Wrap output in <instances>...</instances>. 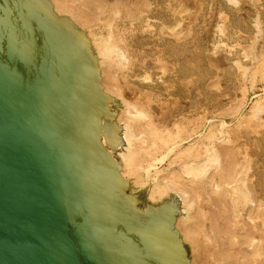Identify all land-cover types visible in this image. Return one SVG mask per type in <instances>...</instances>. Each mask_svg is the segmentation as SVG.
Masks as SVG:
<instances>
[{"label": "water", "instance_id": "obj_1", "mask_svg": "<svg viewBox=\"0 0 264 264\" xmlns=\"http://www.w3.org/2000/svg\"><path fill=\"white\" fill-rule=\"evenodd\" d=\"M89 36L0 0V264H192L180 202L134 193Z\"/></svg>", "mask_w": 264, "mask_h": 264}, {"label": "rangeland", "instance_id": "obj_2", "mask_svg": "<svg viewBox=\"0 0 264 264\" xmlns=\"http://www.w3.org/2000/svg\"><path fill=\"white\" fill-rule=\"evenodd\" d=\"M71 3L78 10L77 22H73L86 31L95 53H102L100 77L117 99L118 117L124 112L121 119L130 121L126 112L133 106L146 120L134 117L130 125L137 134H143L148 145L168 136L165 140L169 143L160 145L154 153L156 159L182 142L162 164L156 165L157 173L163 171L161 175L167 174L168 179L175 173L185 177L181 168L197 164L202 177L214 174L221 190L239 198H234L237 218L229 227L223 209L220 217L214 216L216 209L211 202L208 205L206 194L195 200L188 214L194 215L196 225L193 227L189 220L190 230L183 226V240L190 247V256L196 259L193 264H227L225 241L236 244L230 262L252 257L256 264H264V0ZM181 16L185 18L182 25ZM113 46L125 55L122 66L106 55ZM209 146L221 157L218 169L210 159L204 160L203 153ZM199 156L203 157L195 161ZM231 161L239 163L240 169L234 186L227 188L221 182ZM133 177L127 175L132 192L148 196L155 185L153 178L141 170L140 180L147 184L144 187ZM197 209L207 214L206 220L199 211L191 214ZM245 211L254 218L253 223L243 215ZM255 228L258 232L254 235L251 232ZM208 234L214 239L210 240ZM253 239L257 241L254 245Z\"/></svg>", "mask_w": 264, "mask_h": 264}, {"label": "bare ground", "instance_id": "obj_3", "mask_svg": "<svg viewBox=\"0 0 264 264\" xmlns=\"http://www.w3.org/2000/svg\"><path fill=\"white\" fill-rule=\"evenodd\" d=\"M53 5H54V9L56 11V13L60 16H68L72 21H74L75 23L77 22L76 19L78 17L77 14V9L75 7H73V4L71 3L73 0H51ZM102 1V0H101ZM75 2V1H74ZM103 3V2H102ZM81 5V4H80ZM99 5V4H98ZM107 5V4H106ZM100 6V5H99ZM109 6V5H108ZM96 8V7H95ZM109 8V7H108ZM101 9V8H100ZM105 9V8H104ZM93 10V9H92ZM102 10V9H101ZM100 10V11H101ZM109 10V9H108ZM84 11V10H83ZM104 11V10H103ZM113 11V10H112ZM106 12V11H105ZM104 12V13H105ZM92 13V12H91ZM103 13V12H102ZM103 13V14H104ZM111 13V12H110ZM89 14V13H88ZM105 15H108L107 13H105ZM88 16V15H87ZM180 16V15H179ZM101 17V16H100ZM109 17V16H106ZM182 17V16H181ZM104 18V17H103ZM102 18V19H103ZM180 18V17H179ZM94 19V18H93ZM181 19V18H180ZM180 19H178L180 21ZM184 17H182L181 21V25L182 23H184ZM104 20V19H103ZM99 21H101L99 19ZM93 22V21H91ZM97 22V21H96ZM104 22V21H103ZM82 23V22H81ZM88 23V22H87ZM84 24H86L84 22ZM83 24V25H84ZM89 24V23H88ZM96 24V23H94ZM82 25V26H83ZM99 25V24H98ZM78 26V24H77ZM80 26V25H79ZM92 27V26H91ZM93 28V27H92ZM103 28V27H102ZM180 29V28H179ZM87 30V29H86ZM91 30V29H90ZM101 30V29H100ZM99 30V31H100ZM219 31V30H218ZM86 32V31H84ZM175 32V31H174ZM92 32H90L91 35ZM179 33V32H178ZM219 33V32H218ZM95 34V33H94ZM97 34V33H96ZM100 33H98L99 35ZM101 35V34H100ZM97 36V35H96ZM112 36V35H110ZM218 36V35H217ZM113 37V36H112ZM92 38V36H91ZM94 38V37H93ZM110 38V37H109ZM114 38V37H113ZM116 38V37H115ZM114 38V40H115ZM107 40V38H106ZM110 40V39H109ZM113 40V39H112ZM117 41V40H116ZM98 43H101L100 41H98ZM109 43V42H108ZM98 46V44H97ZM107 46V45H105ZM104 46V47H105ZM94 47V46H93ZM109 47V46H108ZM118 47V46H117ZM95 48V47H94ZM98 48H100L98 46ZM97 48V49H98ZM103 52V51H102ZM106 52V51H105ZM97 53V59H98V65L100 66V70L102 67V61L101 60V54L100 52H96ZM109 53V54H108ZM106 52V55H111L112 59H115V61H118V64L121 65V63L123 64V62L125 59V55L122 52L121 49L116 48L113 46V48L109 49V52ZM105 55V54H103ZM105 55V56H106ZM104 56V57H105ZM103 57V59H104ZM108 58V57H107ZM106 60V59H105ZM111 60V59H110ZM120 61V62H119ZM104 62V61H103ZM108 62V61H107ZM122 66V65H121ZM112 67V66H111ZM114 67H116L114 65ZM101 73V71H100ZM117 74V73H116ZM103 75V74H100ZM108 78V77H107ZM113 78V76H112ZM102 79V85L104 86V89L106 91V93H108L109 95L112 94L110 88L107 86V84L104 83L103 79ZM113 96V95H112ZM116 97H114L115 99ZM116 103H117V99H115ZM124 104V103H123ZM126 104V103H125ZM123 107V106H122ZM125 110V109H124ZM123 110V111H124ZM124 113V112H123ZM120 115L117 118V123L121 129L120 131V135H121V144L118 147V151L116 153H114V156L120 161V163L122 164V168H123V175L124 177L127 178V175H131L136 177V183H139L140 185L147 186L146 183H144L143 181L140 180V171L144 170V172L147 173V175L151 178H153L155 185L153 186L152 189H150V191L148 192V199L149 201L153 202V203H157V202H161L162 200H164L165 198H168L171 195H176L179 202H180V207H181V213L180 216L178 217L177 220V229L180 231V234L183 237L184 231L186 232V230L184 229L183 226H185V228L187 227V230L190 227L187 225V222L189 221L190 223H193V227L196 225L194 224V215H190L188 213H190V211L192 210V207H194L196 205L195 200H200L202 197V194H206L208 196V205L212 204L215 207V212H213L215 217H220L223 213L220 212L221 209H223L222 211L225 212V218L228 222L227 227L232 226V224L234 223V220H236L237 216H236V212H238V210H236V206H235V202H234V198H237L235 196H231L228 195V192L225 193L223 190H221L219 188L218 185L215 184L214 182V174H211V176L209 177H202V175L199 173V169H197V164L196 166L193 165H188L182 169V173L186 174L187 177L185 179V177H180L178 176L176 173L172 174L173 176H171V179L167 178V174L165 176H162L161 171L160 173H157V167L156 165L161 163L163 161H165V159H167L169 157L170 154H172L176 148L182 143L179 142L176 145H174L172 148H170L167 152V154H165V156H163L162 158H157L154 155V153L158 150V147L160 145H167L166 142L168 139L167 137H162L160 138L157 142H152L150 145H148V141L144 138L143 134L140 133H136V130L134 131V128H132V126L130 125V123L133 121V119H135L134 117H144V115L140 112H138L135 108H133V106H129V108L127 107V114L130 117V121H124V119L122 120L121 117L123 116ZM125 118V117H124ZM139 118V119H141ZM146 120V119H145ZM138 122V121H137ZM145 123V122H144ZM177 131V130H176ZM137 132H139V129H137ZM157 133V132H156ZM166 133V132H165ZM215 135V134H214ZM151 136V135H150ZM161 136V135H160ZM171 138V136L169 137ZM170 141V139L168 140ZM147 144V145H146ZM174 144V143H173ZM142 145H146V148H144ZM209 145V144H208ZM210 147V146H209ZM207 147L204 151L203 154H205L204 156V160H211L213 162V167L217 168L218 165L220 164L221 160H220V155L218 153L215 152L214 149H212L211 147L209 148ZM187 151V150H186ZM158 153V152H157ZM195 153V152H194ZM197 154V153H196ZM195 154V155H196ZM200 154V153H198ZM202 154V155H203ZM188 155V154H187ZM228 155V154H227ZM203 157V156H199ZM178 158V157H176ZM196 158V157H195ZM187 159V158H186ZM189 159V158H188ZM192 160V159H191ZM201 160L196 158L195 161ZM209 160V161H210ZM187 162V161H186ZM175 163V162H174ZM188 163V162H187ZM196 163V162H195ZM199 163V162H198ZM190 164V163H189ZM207 164V163H206ZM239 163L237 162H230L228 164V168H227V174L225 176H223V181L221 183H224L227 188H231L233 185V182L236 180L237 174H238V170L239 168ZM205 166V165H204ZM196 167V168H195ZM200 167V166H199ZM221 167V166H220ZM178 168V167H177ZM206 168V167H205ZM211 168V167H210ZM219 168V167H218ZM217 168V169H218ZM201 169V168H200ZM178 170V169H177ZM203 170V169H202ZM206 170V169H205ZM210 170V169H209ZM208 173V172H207ZM221 173V172H220ZM164 174V173H163ZM206 174V171H205ZM183 175V174H182ZM133 177V178H134ZM130 178V177H128ZM150 178V180H151ZM220 178V177H218ZM216 179V178H215ZM232 183V184H231ZM236 184V183H235ZM237 185V184H236ZM235 185V186H236ZM143 187V188H144ZM147 188V187H146ZM223 188V187H222ZM237 188V187H236ZM245 188V187H243ZM146 190V189H145ZM144 190V191H145ZM245 190V189H244ZM139 191V190H138ZM141 191V190H140ZM242 191V190H241ZM240 192V191H239ZM138 193V192H137ZM234 193H236L234 191ZM243 193V192H241ZM240 193V194H241ZM239 194V193H238ZM168 196V197H167ZM238 196V195H237ZM244 196V195H243ZM239 197V196H238ZM246 197V196H245ZM247 198V197H246ZM239 198H237V201ZM242 199V198H241ZM240 199V200H241ZM211 202V203H210ZM245 202V201H243ZM240 202V203H243ZM210 203V204H209ZM238 203V202H237ZM245 205V203H243ZM249 204V203H248ZM240 205V204H238ZM250 205V204H249ZM255 203H251V206L254 207ZM247 206V205H246ZM259 207V204L258 206ZM221 208V209H220ZM199 209V208H198ZM196 210L195 212H192L191 214H194L196 212H198L199 210ZM250 209V208H249ZM194 211V210H193ZM202 210L199 211V213ZM247 211H245L243 213V215L245 217H249L250 219V223L254 222V218H252L248 213H246ZM253 212V211H252ZM239 215V214H238ZM200 216L203 220L207 219V214L205 213H200ZM258 216V215H257ZM233 219V221H232ZM246 220V219H245ZM249 223V222H248ZM192 225V224H191ZM231 229V228H230ZM256 229V228H255ZM253 230L251 233H253L255 235L256 232H258V229ZM188 230V231H189ZM188 233V232H187ZM206 233V232H205ZM210 234V233H209ZM207 235L209 237L210 240H213V236ZM231 234V231L228 232V235ZM195 235V234H194ZM189 236V235H188ZM235 238V237H234ZM233 238V239H234ZM190 239V238H189ZM232 239V240H233ZM257 242L256 240L253 239L252 244L254 245V243ZM200 244V243H199ZM187 245V244H186ZM225 245L227 246L226 248L229 250L227 251L225 254H228V260L229 262L227 264H256V262L253 260V258L251 257H247L242 261H239L238 259L233 263L230 262V258L231 256L234 257V253L231 251L233 248H235L236 244L234 242H230V241H225ZM252 245V246H253ZM250 246V247H252ZM199 247V246H198ZM244 247V245H243ZM255 248L257 247V245L254 246ZM190 249V247H189ZM193 250V249H192ZM258 250V249H257ZM231 251V252H230ZM241 253V252H240ZM199 254V253H198ZM223 254H220V256H222ZM258 255V254H257ZM226 257V256H224ZM254 257V256H253ZM255 258L257 259V257L255 256ZM233 260V259H232ZM193 261H196V259L194 260L193 257H191V262L193 264ZM206 261V260H205ZM210 262V261H209ZM208 262V264H210ZM212 263V262H211ZM220 263V262H219ZM222 263V262H221ZM207 264V263H206ZM225 264V263H224Z\"/></svg>", "mask_w": 264, "mask_h": 264}]
</instances>
